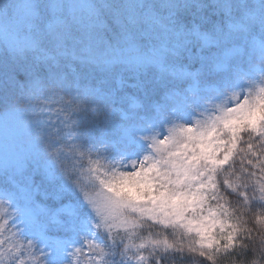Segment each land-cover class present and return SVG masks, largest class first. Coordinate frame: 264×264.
Here are the masks:
<instances>
[{
    "label": "rangeland",
    "instance_id": "374dc122",
    "mask_svg": "<svg viewBox=\"0 0 264 264\" xmlns=\"http://www.w3.org/2000/svg\"><path fill=\"white\" fill-rule=\"evenodd\" d=\"M116 1L119 2V9L127 15L129 21H136L141 18L138 16L139 13L141 11L144 13L146 28L141 36V43L135 44L137 54L152 49L161 61L187 53L197 56L189 50L190 46L187 47L183 42L186 30L172 24L165 17L156 16L153 10L157 6L162 7L163 4L176 3L179 0H137L140 1L137 10L141 11L134 9L132 12L125 11L130 0ZM144 1L148 4L145 5ZM79 4L80 0H32L30 11L20 15L15 0H3L0 3V20L19 36L35 41L42 48H49L58 37L66 35L78 37L83 33L89 23V11L79 7ZM226 29L230 35L241 34L242 46H236L238 55L230 57L229 61L222 59L223 63L204 62V58L198 56L200 61L198 70L180 74L178 83L171 86L170 99L176 105L175 114L171 123L163 128L155 122L151 110L141 106V99L122 93L123 95L115 96L114 103L111 99L113 94L110 93L107 84L99 83L100 80L91 83L80 82L79 88L74 89L72 94L95 105H101L103 111L94 130L85 127L76 128V126L72 131H62L61 127L56 126L53 128L50 149L57 162L66 165L64 174L82 177L83 182L78 180L77 183L83 184L84 177L93 173L104 177L116 170L126 172L135 168L140 171V164L145 156L158 158L151 140L148 139L153 132L159 131L161 133L159 138L166 141L168 127L181 125L185 129L194 131L177 136L168 147L170 151L176 153L174 159L189 163L196 174L189 179L180 177L183 180L180 189L184 197L178 203L184 206L186 216L206 215L207 209L211 208L208 194L213 188L210 187L212 183L209 180L210 168L221 166L227 161L230 154L229 147L232 146L234 139L232 129L236 132L241 128L252 129L253 124L260 128L264 123V92L261 91L264 89V49L255 43H249L239 27L230 26L227 22ZM227 62L230 63L226 64ZM229 76L234 77L237 83H244L249 87L228 92L223 85ZM233 92L239 93L241 103L245 100L249 101L251 107L248 117H241L228 130H224L221 125L211 133L205 131L198 135L195 131L197 121L200 122L201 127L210 125L220 114L216 107L218 104L227 101L229 106H236V101L231 99ZM2 126L3 121H0V172H4L5 167L8 168L9 162L17 168L8 175L0 173L2 177L0 180H3V183L0 181V202H3L9 212L14 210L18 212L8 225V229L25 242L28 239L32 240L31 255L34 259L25 256V264H54V262L55 264L61 262L62 264H106L99 249L103 245L102 236L105 232L112 229L132 230L142 220L165 226L146 213L129 211L127 215L131 227L109 223L101 224L96 229L93 226L96 222L95 218L88 211L81 194L68 183V200L52 211L47 210V207L34 199L38 184L32 182L31 173L26 170L23 175L20 174L17 161H14L18 158L7 154L6 135L1 131ZM12 132L28 133L21 125L15 123H12ZM36 164L44 167L45 172L53 168L46 161ZM167 171V166H162L158 170L142 172L141 176L136 178L135 184H130L129 187L135 188L142 197V203L171 211V200L167 197V193L174 187L170 180L177 179V176L175 173H170L166 178L163 173ZM87 186L89 189L92 187L91 184ZM161 193L165 195L161 196ZM194 193L197 197H203V201L194 198ZM29 194L33 198L31 201ZM37 205L45 208L47 212H41ZM65 207L71 212L65 215L71 217L79 215L82 228L79 237L68 239L55 233V227L61 223V219L59 217V223H53L51 217ZM7 217L8 213L5 214V218ZM166 227L182 233L179 235L190 236L201 246L202 238L197 231L187 232L180 225ZM195 228H199V225H194ZM204 231V240L208 239V232L214 237L212 247L207 249L214 254L218 262H226L233 253L236 235L229 238L227 230L221 229L219 225ZM87 239L99 244V248L89 251ZM157 240L163 239L147 235L142 241H137L136 249L134 252L132 250L133 259L129 264H143L149 257V252L154 253L167 248L151 243ZM78 248L82 251L78 252Z\"/></svg>",
    "mask_w": 264,
    "mask_h": 264
},
{
    "label": "clouds",
    "instance_id": "9594fccd",
    "mask_svg": "<svg viewBox=\"0 0 264 264\" xmlns=\"http://www.w3.org/2000/svg\"><path fill=\"white\" fill-rule=\"evenodd\" d=\"M15 3L18 13L25 15L30 11L32 0H15ZM209 3L215 15L222 13L230 26L241 29L249 43L264 49V0H209ZM161 6L177 7L171 2ZM79 7L89 11V23L83 33L78 37H58L49 48H42L35 41L19 36L0 20V85L5 78V60L23 77L16 79L13 73L15 97L7 104L0 102V121L6 126L11 122L28 128L29 141L37 146L39 155L75 189L78 180L83 182L82 177L64 174L66 165L57 162L50 144L53 126L66 115V108L74 99L72 91L79 88L80 81L94 79L99 74V83L107 84L115 79L122 87L125 72L139 81L151 70L156 87L150 94H145L140 103L151 110L155 122L163 128L171 123L175 114L176 105L170 99L171 86L178 83L180 74L198 70L200 63L199 57L190 53L163 61L152 49L137 54L136 46L129 37H116L114 41L106 38L105 32H111L112 29L100 9L113 6L102 4L96 7L80 0ZM205 7L207 4H198L199 9ZM115 23L119 26V20ZM118 66L119 73L115 71ZM223 87L231 92L249 85L237 83L234 77L229 76ZM111 99L115 103V93ZM31 159V156H25L19 162L20 174L27 170ZM4 209L7 208L0 202V210ZM0 264H20V260L5 250L0 255ZM226 264H264V242L248 240L230 254Z\"/></svg>",
    "mask_w": 264,
    "mask_h": 264
},
{
    "label": "trees",
    "instance_id": "16d2710c",
    "mask_svg": "<svg viewBox=\"0 0 264 264\" xmlns=\"http://www.w3.org/2000/svg\"><path fill=\"white\" fill-rule=\"evenodd\" d=\"M139 2L137 0H130L125 7V11L132 12L134 9L137 10ZM201 2L207 4V7L199 9L198 4ZM84 3L96 7H100L102 4L113 6L110 9H100L101 15L107 20L108 25L112 29L111 32H105V36L109 41H114L116 37H120L121 39L129 37L132 44L138 45L141 43V36L146 28L144 26L145 16L141 10H137L141 11L138 15L141 18L136 21H129L127 15H124V12L119 9L120 4L116 0H84ZM144 4L147 5L148 3L144 1ZM174 4L177 5L176 8L157 6L155 7L156 9H153L155 10L154 13L156 16L165 17L172 24L183 27L186 30L183 42L187 44V47L190 46L189 50L193 54L203 57L204 62L207 61L208 63H223L222 59H228L229 61L230 57L238 55L236 53L238 51L236 46H242L240 42L241 34L230 35V33H227V21L224 15L222 13L215 15L213 13V6L209 3V0H179ZM117 20H119V26L115 23ZM4 62L5 78L3 84L0 85V102L7 104L15 97V87L12 79L13 73H15L16 79H23V77L19 76L15 68L7 64L6 60ZM115 71L119 73L120 67L118 66ZM100 79V75L97 74L94 79H82L80 82L91 83ZM123 81L122 87L116 83L115 79L107 83L110 93H115L116 97L128 94L142 100L145 94H150L153 88L156 87L151 70L148 71L147 75L142 76L139 81L131 74L125 72L123 74ZM72 96L74 99L67 106L66 115L61 117L53 128L56 126L61 127L62 131H72L76 126V128L85 127L94 130V126L99 121L103 111L101 105H95L87 100L80 99L74 94ZM93 108H95V111H93ZM97 113L100 115H97ZM22 128L26 129L28 133H14L12 132V123L10 122L6 126L3 122L1 131H4L6 135L7 154L18 158L14 160L17 161L18 166L25 156L32 157L28 163L27 170L31 173L30 178L32 182L34 181L38 184L34 199L41 202L45 208L47 207V210L52 211L68 200L67 182L60 176V172L57 169L51 168L49 172H45L44 167L36 164V162H45V160L39 155L37 146L29 141V129L24 126ZM241 131L244 132V135L239 137V139H233L232 146H230L231 148L229 147L230 154L227 161L221 166L210 168V176H213V178L218 172L222 180L225 172L228 171V169L224 168V165L229 163L231 155L250 147L247 143L249 135L252 136L258 145L260 144L261 136L259 132L253 131L251 128H241L237 130L236 134L238 135ZM37 157L39 158L38 160ZM16 168L17 166H13L9 162L8 168L5 167L4 172L0 173L8 175ZM239 169L240 157L237 156L235 163L237 173ZM63 170L66 171V167ZM0 181L3 183V180ZM244 183L245 181L241 180V186H238L235 191L229 187L217 188L213 186L208 194L210 207H215L219 204L222 208L227 209L235 218L236 238L233 252L238 246L243 245L250 239L256 242H264V191L259 190L254 184H248L247 188H245L242 186ZM244 192H247L249 199L253 203L252 210L250 211L247 205L244 204L241 196V193ZM59 217L61 223L55 227L56 234L68 239L81 235L82 228L79 215L71 217L61 214ZM231 223L230 221L229 224L231 225ZM179 234L182 233L174 232L170 227L142 220L132 230L112 229L105 232L102 236L103 245L99 249L104 263L129 264V261L133 259V252L136 249L137 241H142L148 235L166 240L168 244H171V247L160 249V251L154 253L149 252V257L146 258L143 264H226L229 260L223 263L218 262L209 249H203L190 236ZM200 250L212 253V259L209 260L199 255ZM145 256L147 257V252Z\"/></svg>",
    "mask_w": 264,
    "mask_h": 264
},
{
    "label": "snow or ice",
    "instance_id": "6c2138e0",
    "mask_svg": "<svg viewBox=\"0 0 264 264\" xmlns=\"http://www.w3.org/2000/svg\"><path fill=\"white\" fill-rule=\"evenodd\" d=\"M261 91L264 92V89ZM231 99L236 101V106H229L227 101L218 104L216 107L219 109L220 114L210 125L201 127L200 122L197 121L195 131L198 135L203 134L205 131L211 133L221 125L224 130H228L241 117H248L249 108L251 107L249 101L245 100L241 103L238 92H233ZM252 130L260 133V144L258 145L252 136L249 135L247 143L250 147L231 155L229 163L224 165V168L228 169V171L225 172L222 180L218 172L214 178L213 176H209V180L212 181L210 187H229L235 191L238 186H241L240 182L243 180L245 181L242 185L243 187L247 188L248 184H254L259 190L264 191V125L257 128L253 124ZM193 131V129H185L181 125H173L167 129L168 139L166 141L159 138L161 136L159 131H154L148 139L151 140L154 152L158 154V158L151 155L145 156L144 161L140 164V171H137L135 168L126 172L116 170L111 175H105L104 177L97 176L93 173L84 177L83 184L77 183L76 187L81 194L83 202L95 218L96 222H94L93 226L97 229L101 224L107 225L112 223L131 227L132 224L127 213L129 211H138L150 215L153 219H158L162 225H180L187 232L197 231L202 238L201 247L203 249L211 248L214 240L211 232H208L207 240L203 239L205 229L219 225L221 229L227 230V236L229 238L234 235L236 230L235 218L227 209L222 208L221 205L217 204L215 207L208 208L206 215L186 216L184 206L178 203L184 197V193L180 189V185L183 183L180 177L189 179L196 173L189 163L174 159L173 157L176 153L170 151L168 146L175 141L177 136ZM232 132L236 139L244 135L243 131L239 132L238 135L235 129H232ZM237 156L240 157V169L238 173L235 170ZM162 166H167V173H163L166 178L169 177L170 173H175L177 176V179L170 180L174 187L167 193V197L171 200V211H167L163 207L142 203V197L135 191V188L129 187L130 184H135L136 178L140 177L142 172L147 173L148 171L158 170ZM213 171L215 172V170ZM89 184L92 185L91 189L87 186ZM164 195V193H161V196ZM241 196L248 210H252L253 203L249 199L247 192L241 193ZM193 197L203 201V197H197L195 193ZM159 198L157 197V199ZM32 199V196L29 194V200L31 201ZM37 208L41 212H47L40 205H37ZM5 212L8 213L7 218H5ZM61 214H71V212L67 207L59 209L56 214L52 215V222L59 223V216ZM17 215L18 212L15 210L11 212L8 209L0 210V255L5 250L10 251L13 255L19 257L20 264H25V256L28 259H34L31 255L32 240L28 239L25 242L24 239L17 238L15 232L8 229V225L11 224L13 218ZM230 221L232 223L229 229ZM194 225H199V228L194 229ZM151 243L171 247V244H168L166 240L151 241ZM86 244L89 251L99 248V244L91 239H87ZM77 251L80 252L82 249L78 248ZM199 255L209 260L213 256L212 253L203 250L199 251Z\"/></svg>",
    "mask_w": 264,
    "mask_h": 264
}]
</instances>
